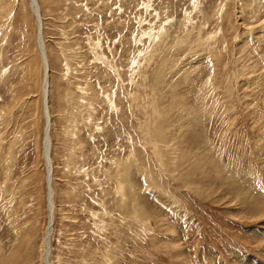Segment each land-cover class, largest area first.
<instances>
[{
  "label": "rangeland",
  "instance_id": "rangeland-1",
  "mask_svg": "<svg viewBox=\"0 0 264 264\" xmlns=\"http://www.w3.org/2000/svg\"><path fill=\"white\" fill-rule=\"evenodd\" d=\"M36 1L0 0V264H264V0Z\"/></svg>",
  "mask_w": 264,
  "mask_h": 264
},
{
  "label": "bare ground",
  "instance_id": "bare-ground-1",
  "mask_svg": "<svg viewBox=\"0 0 264 264\" xmlns=\"http://www.w3.org/2000/svg\"><path fill=\"white\" fill-rule=\"evenodd\" d=\"M38 4V2L36 1V0H34V6L35 5H37ZM37 9V8H36ZM37 12V14H38V18L40 19L41 17H40V15H39V11H36ZM36 14V13H35ZM38 19V20H39ZM39 22H41V19H40V21ZM39 28H40V31H41V23H40V25H39ZM41 44V43H40ZM42 47V46H41ZM45 74H47L46 73V71H45ZM47 76V75H46ZM46 76H45V79H46ZM48 79V78H47ZM46 82V81H45ZM46 85H47V83H45ZM44 84V85H45ZM43 91H44V93H45V91H46V89H45V87H44V89H43ZM47 114H46V117H48V112H46ZM49 118V117H48ZM46 122V121H45ZM48 138V137H47ZM47 142L45 143V146H46V148H47ZM46 160H48V169H49V173H48V182L50 183V174H51V167H50V165H51V162H50V157H49V152H48V148H47V155H46ZM50 187V186H49ZM51 189V187L49 188V190ZM50 195L52 194V192H51V190H50V193H49ZM50 195H49V197H50ZM50 206V211H49V214H50V221H51V218L53 217L52 215H53V209H52V206H51V204H49ZM51 225H52V221L50 222V225H49V228L47 229V236H46V240H45V246H46V254L48 255V257H49V253H48V248H49V244H48V238L47 237H49L50 236V233H51V231H52V227H51ZM45 257H46V255H45ZM46 260V259H45ZM46 263L47 264H50V262H49V259L48 260H46ZM249 264V263H248Z\"/></svg>",
  "mask_w": 264,
  "mask_h": 264
}]
</instances>
